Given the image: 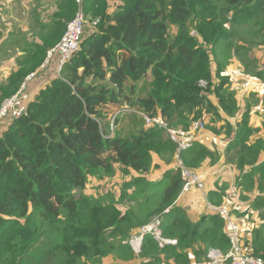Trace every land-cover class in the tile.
Masks as SVG:
<instances>
[{
	"label": "trees",
	"instance_id": "16d2710c",
	"mask_svg": "<svg viewBox=\"0 0 264 264\" xmlns=\"http://www.w3.org/2000/svg\"><path fill=\"white\" fill-rule=\"evenodd\" d=\"M55 8L46 12L47 20L16 56V70L0 86V105L44 63L78 10L97 22L88 34L84 28L79 48L28 101L26 113L12 117L0 134V264H18L15 257L49 231L57 235L64 264H103L111 255L122 261L140 257L141 264H166L168 259L188 264L193 255L200 264L208 262L211 247L228 252L225 220L218 213L208 211L194 221L176 205L184 180L172 160L175 145L161 128L136 126L139 118L143 121L138 113L130 116L135 123L129 132L119 129L105 136L109 121L108 131L101 130V107L127 102L125 84L130 83L134 94L148 70L149 91L130 106L181 128L202 119L210 122L211 134L226 139V154L233 152L206 199L213 205L228 204L236 219L256 213L251 227L245 223L241 241L248 255L264 262V137L250 141L259 125L250 123L249 109L239 111L220 65L234 35L228 25L264 13V0H56ZM37 16L41 12L30 8V18ZM255 36L264 47V19ZM16 41L23 43L26 37L19 35ZM248 43L250 39L239 40L235 49ZM254 74L262 78L264 72L257 69ZM202 143L183 151L184 166L192 172H216L219 166H211L220 155ZM155 155L172 163L152 182L141 174L153 166ZM116 167L122 174H138L124 183L121 197L132 188L146 202L161 191L144 215L121 212L81 192L88 180L100 181ZM230 178L232 195L220 186ZM160 214L162 236L176 239L175 245L160 246L149 234L143 235L138 253L123 243Z\"/></svg>",
	"mask_w": 264,
	"mask_h": 264
},
{
	"label": "rangeland",
	"instance_id": "374dc122",
	"mask_svg": "<svg viewBox=\"0 0 264 264\" xmlns=\"http://www.w3.org/2000/svg\"><path fill=\"white\" fill-rule=\"evenodd\" d=\"M53 1L54 0H48L50 4H52ZM43 3L44 5H46L45 1ZM49 6L52 5H48V7ZM10 9L16 12V16L19 19H22L21 9L16 8L15 3L10 5ZM46 9L47 8H44V10ZM28 12L30 14V9L28 10ZM25 17H27V15ZM84 19L85 21L87 20L89 21L88 18L86 19L84 17ZM263 19H264V13L251 17L248 21H245L244 24L242 21H240L239 23L229 24L228 27L231 30H233L234 35H231L232 38H230L231 41L229 43L230 45L224 48L223 50L224 54L220 58V65L222 66L223 69V75L224 76L227 75L229 77L230 83L228 82V84L230 90L233 92L235 99L237 100V103L239 105V111L241 112L245 109H249L252 115L258 116L256 117V119L257 118L260 119V125L256 127L257 130L253 132V134L250 136L251 142H254L257 139H262L264 137V91L243 92L242 89H239V87L244 80L243 78L255 77L254 72L257 71V69H262L264 72V62H262L263 61L262 57L260 58V55L258 56L256 52L257 50H260L261 48L264 47L257 45V40L259 39V36H255L256 32L259 30L260 21H262ZM170 28L176 29V27H170ZM27 37H31V35H27ZM242 39H250L251 43L242 45V49L239 48L238 50H236L235 47L239 46L238 45L239 40ZM261 55L264 57V51L261 53ZM48 62L45 61V63ZM246 62H248V65L245 66L244 64ZM242 69L243 70L246 69V70L243 71ZM262 78H264V75ZM149 80H150V70H148L147 75L144 76L143 79L139 81L138 87L135 90L134 94L130 93V89H129L130 83L127 82L125 84L124 93L127 95L128 101L126 102L124 100H121L120 103H112L111 106L108 105L107 107L104 108L105 111L103 112L104 117H101L99 119L102 126L101 127L102 131L104 132L108 131L107 122L110 121L112 116L114 115H118V122L114 133L119 129L124 130V132H129L131 130L135 122L133 118L130 116L138 115L137 113L138 107L136 104H134V106H130L131 101H135L136 97H143L147 95L150 88ZM254 121L256 120L255 118L252 117V120L250 119V123L253 126H256L253 123ZM138 122L139 123L136 122V124H138L136 126L143 125L146 127V124H144L141 118H139ZM209 125L210 122L204 121V129L206 128L208 130ZM219 139L222 138L219 136ZM212 145L215 146V143L213 142ZM209 149L211 148L209 147ZM211 150H214L220 154V152L217 151V149H211ZM232 152L233 151H231L230 154H226L224 159L221 160L220 163L221 165H218L219 167L216 170L217 174L225 170L224 163L227 164V162L230 160ZM224 153L225 151H222L221 154L224 155ZM158 159L161 163L166 162L161 158ZM172 160H174V155L172 157ZM216 161L212 163L211 168L215 165ZM208 162H210V160ZM171 163L172 161L170 163H164V164L170 165ZM208 170L209 169L202 171V170H197L196 168L195 171L193 172L203 173L204 175L209 176ZM119 171H120L119 168L116 167L114 174L105 178L104 177L100 178V181H97L98 179H94L95 181H93L92 179L88 180L84 189L81 192L86 194L87 196L100 198L104 203L113 204L121 212H124L126 210H132L138 216L144 215L148 210L151 209V207L154 206L155 202L157 201L156 198L159 197L161 191L156 195V197L150 198L146 202H143V197H141L142 195L134 191L132 188H131L132 191L131 189L128 188L124 193V196L121 197L120 195L124 183L128 182L130 178L133 177L134 175L133 173L122 174V172ZM126 176H128V178H126ZM233 183H234V179L230 178L229 182L221 183L220 185L222 187L221 189L227 190L229 188L232 191L231 192L232 195L233 189L231 188L233 187ZM205 187L207 189L209 185H206V179L204 177V189ZM163 188L164 185L161 186V190H163ZM193 188H191L188 192H186V194H189ZM206 210L209 212L211 211L207 207V204H206ZM199 218H201V216ZM141 226L142 225H140L137 228L138 231ZM56 236H57L56 233L53 231L42 233L40 240L37 243H35L34 246L25 254L21 256L17 255L15 257V260H17L18 264H64L63 256H61L59 248H57L56 246V244L58 243V239L56 238ZM136 236L137 235H135V238H132L134 236L124 238L123 243L130 244L129 242L131 240L136 239ZM133 252L135 251L133 250ZM112 256L113 255H111V257Z\"/></svg>",
	"mask_w": 264,
	"mask_h": 264
},
{
	"label": "built area",
	"instance_id": "2783aa9c",
	"mask_svg": "<svg viewBox=\"0 0 264 264\" xmlns=\"http://www.w3.org/2000/svg\"><path fill=\"white\" fill-rule=\"evenodd\" d=\"M97 20L91 22L95 25ZM85 28V19L81 10H78L72 20L67 25L64 34L59 42L47 52V60L53 55H58L57 72L61 69L62 64L68 60L71 55L79 48L82 31ZM246 78V79H245ZM240 85L239 89L243 92L248 91H264V78L245 77ZM200 84L205 88L206 82L201 81ZM26 98L23 94V85L18 92L14 93L10 97L3 100L0 105V118L7 115L11 117H18L26 113L27 104L22 105V100ZM139 113L146 126H155L161 128L172 140L175 145L174 160L176 166L179 168L181 176L184 180L180 195L185 194L191 188H197L199 190L204 189V179L201 173H195L190 171L184 166L181 159L183 151L190 148L195 141L205 142L209 140V136L204 134V120L196 119L192 120L187 128L176 127L168 124V122L159 116H148L144 113ZM116 116H112L109 121V133L105 136L111 137L116 129ZM209 210L218 213L224 220L227 229V237L229 239L230 248L226 254L216 248H209L207 251L208 264H224L225 260H229L230 264H264V262L258 258L248 255L242 245L241 235L245 227V223H242L239 219H236L232 215V209L228 204L213 205L207 202ZM167 212V210L165 211ZM161 214L152 217L150 222L140 227L137 232L136 239L131 240L129 243L133 250L138 253L140 250L141 240L144 234H149L157 241L160 246L164 244L175 245L176 239L165 238L161 233ZM135 238V235H133ZM137 242V243H136Z\"/></svg>",
	"mask_w": 264,
	"mask_h": 264
},
{
	"label": "crops",
	"instance_id": "0c3cea01",
	"mask_svg": "<svg viewBox=\"0 0 264 264\" xmlns=\"http://www.w3.org/2000/svg\"><path fill=\"white\" fill-rule=\"evenodd\" d=\"M44 1L46 2V5H44L43 3ZM55 1L56 0H54L53 3L50 4L48 0H0V86L6 82L9 74L12 71L16 70L17 63H16L15 58L16 56L21 55L23 53L24 48H25L24 44L27 42H30V39H31V37H27V35L32 36V34H35L38 31L39 23L42 24L44 21L47 20L48 14H46V12L52 13V11L56 9ZM14 3L16 4V8L21 9L22 19H19L16 16V12L10 9V5ZM48 5H52V6L48 7ZM35 7L38 9V11L41 12L40 18L38 16L36 18H30V14L28 10L30 8H35ZM44 8H47V9L44 10ZM26 15L27 17H25ZM34 20L36 24L34 23ZM91 22L92 21L90 20L85 21V34H88L91 32L93 28L92 27L93 25L91 24ZM19 35H24L26 37V41L23 43L20 41H16V37ZM261 49L257 50L256 52L258 56L260 55V58L262 57V60H263L262 62H264V57L261 55V53L264 51V48H261ZM46 60L47 58L45 59V61ZM45 61L37 69L36 72L29 74L24 79V81L21 83V86L23 85V94L26 95V98L22 100V105L27 104L28 101L32 99L34 95L38 92V90L42 86L45 85V83H47L53 76L57 75L58 73L57 72V64H58L57 55L54 54L50 58L48 63H45ZM18 90L16 92H18ZM108 105L111 106L112 103L104 104L101 107L102 113L105 112L104 108L107 107ZM252 117L255 118L256 120L253 122L254 125H260V119L258 118L256 119V117L258 116L252 115L250 112L251 120H252ZM11 118H12L11 115H7L5 117L0 118V134L7 128ZM204 134L209 136V140L203 142L202 144H204L208 148L210 147L211 149H217V151L220 152L219 159L216 161L215 165H221L220 164L221 160H223L226 155V152L224 153V155L221 154L222 151H225V147H226L225 145L227 143L225 141L226 139H219V136L221 137V135L214 136L206 128L204 129ZM195 142L200 143V141H195ZM213 142L215 143V146L212 145ZM224 166H226V164ZM165 168H166V165L164 163H161L158 157L155 155L153 157V166L150 168L148 172L141 174V176H144L149 181L157 182L161 178L162 173L164 172ZM201 174L203 175V179L205 177L206 185H209V187L207 189L205 187V189L203 190L193 188L189 194L185 193L179 196L176 200V205L183 207V209L186 210L187 214L189 213L190 218L194 221L197 220L200 216L208 214V211L206 210V204L208 202L206 199V195L209 190H212V188H214L215 186L214 181L216 180V177H217L216 172L210 173L209 171V176H206L203 173ZM133 175L136 176L138 174L133 172ZM126 178H128V176H126ZM244 195L246 196L250 195V199L254 197L253 193L247 192V194H244ZM243 204H244L243 206L247 207V204L245 203ZM238 219L242 223H246L247 225H250L251 227V225L257 221V215L256 213L251 212L250 218H249V215H246V216L239 217ZM247 225H245L244 231L248 227ZM128 245L130 246V244ZM189 252L191 253V251H188V253ZM191 256L192 257L190 258V260H188L189 261L188 264H197L198 261H196V257L195 256L193 257V255ZM104 260L105 261L103 264H110V263L141 264L142 263V259L140 257L134 258L132 261H122L120 258H116L115 256H112V257L110 256V257L105 258ZM202 261H199L200 264H208V262L202 263ZM166 264H180V263H178L174 259H168Z\"/></svg>",
	"mask_w": 264,
	"mask_h": 264
},
{
	"label": "water",
	"instance_id": "95a60500",
	"mask_svg": "<svg viewBox=\"0 0 264 264\" xmlns=\"http://www.w3.org/2000/svg\"><path fill=\"white\" fill-rule=\"evenodd\" d=\"M189 31L192 32V28L191 27H189Z\"/></svg>",
	"mask_w": 264,
	"mask_h": 264
},
{
	"label": "bare ground",
	"instance_id": "6f19581e",
	"mask_svg": "<svg viewBox=\"0 0 264 264\" xmlns=\"http://www.w3.org/2000/svg\"><path fill=\"white\" fill-rule=\"evenodd\" d=\"M137 243V242H136Z\"/></svg>",
	"mask_w": 264,
	"mask_h": 264
}]
</instances>
